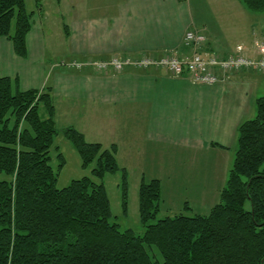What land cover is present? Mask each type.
<instances>
[{
    "label": "crops",
    "instance_id": "crops-1",
    "mask_svg": "<svg viewBox=\"0 0 264 264\" xmlns=\"http://www.w3.org/2000/svg\"><path fill=\"white\" fill-rule=\"evenodd\" d=\"M43 2L32 9L25 57L0 37V76L17 77L21 90L49 86L55 125L73 126L86 140L93 139L87 141L104 147L116 144L118 163L125 149L143 161L151 145L155 163L207 161L205 155L212 152L220 154L215 158L219 163L226 149L236 150L237 128L256 113L264 72L251 67L218 71V81L201 84L164 67L115 72L71 63L112 56H189L194 49L183 43L189 30L205 35L201 51L224 58L239 46L258 59L264 51V25L250 22L239 0H54L53 13ZM54 26L61 28L63 41ZM60 58L68 63L59 65ZM184 206L190 209L188 202Z\"/></svg>",
    "mask_w": 264,
    "mask_h": 264
},
{
    "label": "trees",
    "instance_id": "trees-1",
    "mask_svg": "<svg viewBox=\"0 0 264 264\" xmlns=\"http://www.w3.org/2000/svg\"><path fill=\"white\" fill-rule=\"evenodd\" d=\"M239 1L251 11L264 10V0ZM34 2L39 9L42 0ZM33 12L24 0H0V37L19 57L27 54ZM54 115L49 86L21 90L17 77L0 76V173L9 176L0 180V264H264V94L256 98L254 117L237 128L232 166L207 214L180 212L151 222L159 212L160 183L141 179L142 234L111 222L104 176L120 172L124 215L128 197L127 171L117 163L115 144L104 147L73 126L62 128L81 166H94L91 177L56 187L49 154L58 132ZM57 157L60 169L64 157ZM152 247L161 261L151 258Z\"/></svg>",
    "mask_w": 264,
    "mask_h": 264
},
{
    "label": "rangeland",
    "instance_id": "rangeland-1",
    "mask_svg": "<svg viewBox=\"0 0 264 264\" xmlns=\"http://www.w3.org/2000/svg\"><path fill=\"white\" fill-rule=\"evenodd\" d=\"M24 1L27 10L31 11L35 8L34 0ZM43 4H45L44 6L50 12L53 13L55 11L54 0H44ZM66 7L68 8V5ZM242 7L248 13L247 18L251 19L250 22L254 21L257 25H264V10L251 11L243 5ZM231 14V11L228 12V17H231ZM247 22H249V19ZM53 23L56 25L55 21ZM52 30L53 33H58L60 38L62 37V41L64 40L61 28L57 31L54 26ZM57 61L59 65H66L68 63L64 58L57 59ZM61 61L62 63H60ZM261 88L264 89V87ZM262 94H264V91L260 93V95ZM84 106L86 107V104ZM39 114L43 118L46 117V112L42 106L39 109ZM63 126L62 122H57L56 128L58 132L54 136L49 152L51 156L50 165L57 173V188L67 186L73 179L83 176L91 177V169L94 166V163L89 164L87 167L81 166L79 154L62 133L61 129ZM87 140L93 139L89 137ZM150 147L146 151L143 161L133 158L131 152L127 153L126 149L125 152H121L120 156L118 155L119 163L118 161L117 163L127 171L128 176L127 213L125 215L121 209L120 172L106 174L103 178L112 212L111 222H116L119 230L131 228L136 234H142L144 226L140 222L138 213V186L141 179L149 181L155 178V176L159 178L161 201L159 212L151 222H155L158 218L165 216L176 215L182 211L188 215L196 213L207 214L211 207L219 201L220 191L232 166L235 153L233 149H226L225 152L227 153L220 156L221 160L219 163H216L215 158L220 154L218 155L214 152L205 155L210 159L207 161L201 159L195 163H191V160L179 163H173L174 161L155 163V145H151ZM59 152L64 157V165L60 169H58L59 159L57 157ZM192 156H194L193 153ZM4 179L8 180L9 176L0 173V180ZM186 202H188L190 209L184 210L183 206ZM148 252L152 259L161 261V255L155 247L149 248Z\"/></svg>",
    "mask_w": 264,
    "mask_h": 264
},
{
    "label": "built area",
    "instance_id": "built-area-1",
    "mask_svg": "<svg viewBox=\"0 0 264 264\" xmlns=\"http://www.w3.org/2000/svg\"><path fill=\"white\" fill-rule=\"evenodd\" d=\"M204 34L189 30L184 34L183 43L194 50L191 55L179 57L175 54H164L159 58L142 56L140 58L112 56L108 59L87 60L71 63L76 68L89 67L97 71L113 70L120 72L126 67H164L173 75L185 74L193 83L212 84L219 80L218 71L226 74L238 71L242 68H255L264 72V51L258 59H253L242 48L236 50L227 57H218L210 51H201L199 47L205 42Z\"/></svg>",
    "mask_w": 264,
    "mask_h": 264
}]
</instances>
